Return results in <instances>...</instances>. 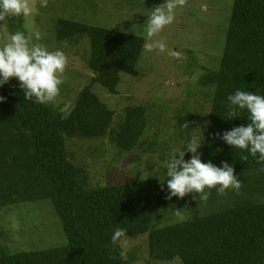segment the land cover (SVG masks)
I'll use <instances>...</instances> for the list:
<instances>
[{
	"label": "trees",
	"instance_id": "obj_1",
	"mask_svg": "<svg viewBox=\"0 0 264 264\" xmlns=\"http://www.w3.org/2000/svg\"><path fill=\"white\" fill-rule=\"evenodd\" d=\"M54 25L57 41L72 44L77 37L87 39L83 66L87 82L76 89L64 111L24 99L16 78L0 86V96L6 98L0 102V207L48 200L65 243L13 253L0 243V264H125L121 249L111 240L116 228L126 229L127 236L146 233L152 259L177 257L180 264H264V172L259 171L264 164L214 136L249 123L246 110L239 117L224 118L230 94L239 89L264 96V0H232L218 64L197 80L208 103L201 160L217 167L221 162L233 166L243 181L240 194L228 191L222 196L212 190L210 201L220 197L214 207L157 227L152 223L158 204L151 195L152 180L131 178L87 186L84 168L75 165L65 149L70 138L107 137L117 153L131 152L133 160L148 119L155 117L156 110L165 117L168 106L163 96L153 102L125 103L118 117L115 108L94 92L97 86L114 93L120 75L132 73L144 43L142 36L64 17L56 18ZM184 105L171 108L181 120L177 151L192 136L190 127H181L191 118L189 113L184 115ZM244 156L246 161L241 159ZM166 179L165 174L163 196Z\"/></svg>",
	"mask_w": 264,
	"mask_h": 264
},
{
	"label": "rangeland",
	"instance_id": "obj_2",
	"mask_svg": "<svg viewBox=\"0 0 264 264\" xmlns=\"http://www.w3.org/2000/svg\"><path fill=\"white\" fill-rule=\"evenodd\" d=\"M163 2L48 0L47 7H40L39 0H36L37 11L33 17H9L0 22V46L6 42L11 33L10 28L14 32L19 30L27 34L34 24L44 33L39 43L44 44L49 51L62 50L66 54L69 64L65 83L61 85L57 101L49 105L52 109L64 111L76 89L87 82V72L83 66L88 55V41L84 36L75 38L72 44L55 40L53 34L56 18L64 17L138 34L145 43L148 40V17L154 7ZM231 3L232 0H187L184 7L175 10L174 22L153 38L166 44L165 52H146L142 46L135 68L132 73L120 75L114 93L95 87L96 95L103 98L108 107L115 108L118 117L125 103L134 104L142 100L151 102L163 96L165 101L162 102L168 106L164 108L167 114L161 117L156 110L155 117L148 119V128L134 151L137 158L130 160L131 152L117 153L107 137L95 140L70 138L65 143L69 159L84 168L87 186L118 183L131 178L152 180L151 195L155 202L158 201L152 220L154 227L179 220L173 213L175 208L182 209L185 218L194 213H203L219 202L218 195H215L214 200L201 202L195 193L183 199L173 197L169 201L165 199L168 193L163 196L160 191L168 160L176 153L181 139L177 132L181 120L172 115L171 108L184 103V115L191 114L189 133L202 136L208 103L197 80L206 69L218 64ZM205 5L206 8H203ZM172 52L180 53L179 58L171 55ZM127 97L131 99L126 101ZM163 103L160 102L161 105ZM142 147L145 149L142 150ZM190 158L191 153L188 156ZM127 237L129 247L122 255L125 264H180L177 257L166 260L149 257L146 233ZM0 243L7 252L13 253L59 246L65 243V237L48 200L21 201L0 207Z\"/></svg>",
	"mask_w": 264,
	"mask_h": 264
},
{
	"label": "clouds",
	"instance_id": "obj_3",
	"mask_svg": "<svg viewBox=\"0 0 264 264\" xmlns=\"http://www.w3.org/2000/svg\"><path fill=\"white\" fill-rule=\"evenodd\" d=\"M186 4L187 0H164L162 4L154 7L147 22L148 40L143 45L146 52L167 50L163 41L153 38L174 22L175 10ZM39 6L47 7L48 0H39ZM202 7L206 8V5ZM36 11V0H0V22L9 17H33ZM43 35L34 24L27 34L17 30L8 35L6 42L0 46V86L9 83L11 78H16L24 92V99H34L37 104L47 105L56 102L60 96L69 60L62 50L49 51L44 44L39 43ZM171 55L179 58L180 53L172 52ZM5 99L0 96V102ZM227 100L229 103L224 118L239 117L240 112L246 110L249 123L247 126L233 127L222 134L215 133V138L223 140L233 148L246 150L257 159V163L264 164V96L237 89ZM181 127L188 129L189 123L186 122ZM202 141L203 136H191L169 158L166 170V200L170 201L173 197L183 199L188 194L195 193L199 195L201 202H207L212 190L222 196L228 191L240 194L243 181L234 174L233 166L227 162H221L219 167L211 162H202V153L198 152ZM186 153H191V158L187 161L184 158ZM247 158L244 156L241 159L246 161ZM259 171L264 172V167ZM161 190H164L163 184ZM192 198L195 199L194 195ZM173 213L183 220L182 209L175 208ZM126 233V229L116 228L111 237L113 245L122 250V255L129 247ZM109 259L114 260L116 257L109 256Z\"/></svg>",
	"mask_w": 264,
	"mask_h": 264
}]
</instances>
